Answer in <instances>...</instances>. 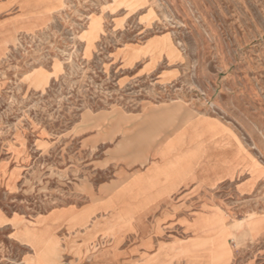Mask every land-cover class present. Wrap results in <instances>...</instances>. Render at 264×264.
I'll list each match as a JSON object with an SVG mask.
<instances>
[{
	"label": "rangeland",
	"instance_id": "374dc122",
	"mask_svg": "<svg viewBox=\"0 0 264 264\" xmlns=\"http://www.w3.org/2000/svg\"><path fill=\"white\" fill-rule=\"evenodd\" d=\"M0 264H264V0H0Z\"/></svg>",
	"mask_w": 264,
	"mask_h": 264
},
{
	"label": "crops",
	"instance_id": "0c3cea01",
	"mask_svg": "<svg viewBox=\"0 0 264 264\" xmlns=\"http://www.w3.org/2000/svg\"><path fill=\"white\" fill-rule=\"evenodd\" d=\"M161 181H162L161 188H166V187H168V186H167V183L164 182V179H162ZM163 182H164V183H163ZM189 183H190V181H189V182H186V185H189ZM186 185H185V184H181V185H179V188H180V187H184V186H186Z\"/></svg>",
	"mask_w": 264,
	"mask_h": 264
}]
</instances>
